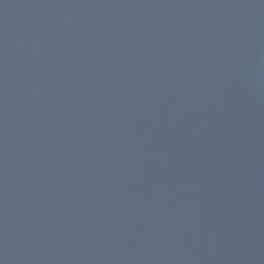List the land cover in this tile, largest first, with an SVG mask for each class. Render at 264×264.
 Here are the masks:
<instances>
[{
    "label": "water",
    "instance_id": "obj_1",
    "mask_svg": "<svg viewBox=\"0 0 264 264\" xmlns=\"http://www.w3.org/2000/svg\"><path fill=\"white\" fill-rule=\"evenodd\" d=\"M0 264H264V0H0Z\"/></svg>",
    "mask_w": 264,
    "mask_h": 264
}]
</instances>
